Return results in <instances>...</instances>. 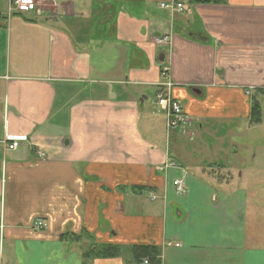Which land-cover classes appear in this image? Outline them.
Masks as SVG:
<instances>
[{"label": "crops", "instance_id": "1", "mask_svg": "<svg viewBox=\"0 0 264 264\" xmlns=\"http://www.w3.org/2000/svg\"><path fill=\"white\" fill-rule=\"evenodd\" d=\"M9 1L0 264H143L137 246L157 247L160 264H264V210L233 185L240 175L172 148L210 121L251 124L264 94V0L190 1L182 13L158 8L168 0H44L7 17ZM162 66L187 129L167 130L155 105ZM107 245L119 255H95Z\"/></svg>", "mask_w": 264, "mask_h": 264}, {"label": "rangeland", "instance_id": "2", "mask_svg": "<svg viewBox=\"0 0 264 264\" xmlns=\"http://www.w3.org/2000/svg\"><path fill=\"white\" fill-rule=\"evenodd\" d=\"M44 3V0L38 1L36 7ZM254 99L261 104L259 124H249L242 119L210 121L205 126L207 131L198 132L193 143L183 135L176 137L183 145L172 144V148H181L194 161L211 164L215 170L222 166L232 169L234 175H240L237 181L235 176L233 185H239L240 181L250 192L253 202L260 201L258 206L264 210V94ZM123 257L132 261L130 250L123 252Z\"/></svg>", "mask_w": 264, "mask_h": 264}, {"label": "built area", "instance_id": "3", "mask_svg": "<svg viewBox=\"0 0 264 264\" xmlns=\"http://www.w3.org/2000/svg\"><path fill=\"white\" fill-rule=\"evenodd\" d=\"M38 1L43 0H10L6 12V16L9 17L12 13L25 14L36 9ZM190 0H168L166 2H160L158 8L163 11H170L174 13H182L185 7L189 4ZM166 38L157 39V43L165 44ZM169 69L167 66L161 67V78L163 82L158 84L163 88V91L156 95L155 105L160 112L164 114L166 120L167 130H180L187 129L190 125L189 116L183 111V106L176 100H173L170 96L171 83L167 80ZM249 94L248 92L246 93ZM2 145L6 150H15L18 147L17 141H11L9 144L6 141L2 142ZM38 157L44 158L45 154L42 152L36 153ZM175 164H171L173 166ZM174 187L178 193H183V183L181 180L173 182ZM44 224L38 220L35 222V228L40 230ZM173 244L167 243L166 246L170 247ZM175 247L179 244H175ZM143 264H147V260L143 261Z\"/></svg>", "mask_w": 264, "mask_h": 264}, {"label": "trees", "instance_id": "4", "mask_svg": "<svg viewBox=\"0 0 264 264\" xmlns=\"http://www.w3.org/2000/svg\"><path fill=\"white\" fill-rule=\"evenodd\" d=\"M191 2L197 3H213V4H220L225 3L226 0H190ZM250 123L251 124H258L261 121V108L257 101L253 100L250 104ZM94 251V250H93ZM96 256L100 257H114L119 255L118 250L113 248L111 245L102 246L101 249L97 250L95 253ZM133 259L136 263L143 262L147 260V264H160V260L158 258L159 251L158 248L155 246H137L134 247L132 250Z\"/></svg>", "mask_w": 264, "mask_h": 264}, {"label": "flooded vegetation", "instance_id": "5", "mask_svg": "<svg viewBox=\"0 0 264 264\" xmlns=\"http://www.w3.org/2000/svg\"><path fill=\"white\" fill-rule=\"evenodd\" d=\"M250 96V95H249ZM259 103V102H258ZM259 105H260V108H261V104L259 103Z\"/></svg>", "mask_w": 264, "mask_h": 264}]
</instances>
